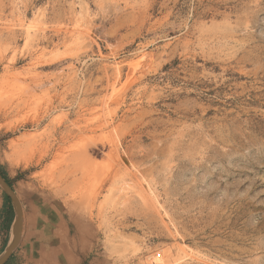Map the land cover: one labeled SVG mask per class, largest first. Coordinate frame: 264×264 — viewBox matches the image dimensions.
I'll use <instances>...</instances> for the list:
<instances>
[{"label": "rangeland", "instance_id": "374dc122", "mask_svg": "<svg viewBox=\"0 0 264 264\" xmlns=\"http://www.w3.org/2000/svg\"><path fill=\"white\" fill-rule=\"evenodd\" d=\"M0 173L48 264H264V0H0Z\"/></svg>", "mask_w": 264, "mask_h": 264}, {"label": "crops", "instance_id": "0c3cea01", "mask_svg": "<svg viewBox=\"0 0 264 264\" xmlns=\"http://www.w3.org/2000/svg\"><path fill=\"white\" fill-rule=\"evenodd\" d=\"M21 215V237L12 254L4 264H48L51 260L49 239L46 235L47 228L34 216L38 213L29 208V217L26 215V207L22 206ZM32 213V215H30ZM13 216L10 210H6L3 200L0 201V249L8 241ZM87 229L91 228V223L87 220L83 223ZM49 251V252H48Z\"/></svg>", "mask_w": 264, "mask_h": 264}, {"label": "water", "instance_id": "95a60500", "mask_svg": "<svg viewBox=\"0 0 264 264\" xmlns=\"http://www.w3.org/2000/svg\"><path fill=\"white\" fill-rule=\"evenodd\" d=\"M0 185L3 188L6 195L10 197L13 209H14V218L11 224L9 237L6 245L5 252L0 256V264H4L10 255L12 254L13 250L17 246L19 239L21 237L22 226L21 222V207L19 206L20 202L17 200V196L9 185V183L5 180V178L0 173Z\"/></svg>", "mask_w": 264, "mask_h": 264}, {"label": "bare ground", "instance_id": "6f19581e", "mask_svg": "<svg viewBox=\"0 0 264 264\" xmlns=\"http://www.w3.org/2000/svg\"><path fill=\"white\" fill-rule=\"evenodd\" d=\"M18 200V199H17ZM19 202V201H18ZM20 206V205H19ZM21 207V206H20ZM21 215H22V210H21ZM22 223V220H21V222H20V224ZM4 251V250H3ZM60 258V257H59Z\"/></svg>", "mask_w": 264, "mask_h": 264}]
</instances>
